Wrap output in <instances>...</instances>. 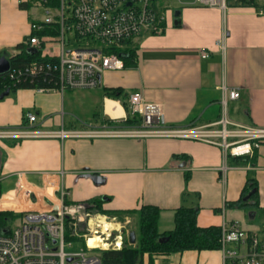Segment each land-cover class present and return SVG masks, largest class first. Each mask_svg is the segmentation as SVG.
<instances>
[{
    "label": "crops",
    "instance_id": "crops-1",
    "mask_svg": "<svg viewBox=\"0 0 264 264\" xmlns=\"http://www.w3.org/2000/svg\"><path fill=\"white\" fill-rule=\"evenodd\" d=\"M161 11L166 15L164 31L145 33L132 43L135 65L104 71L96 90H10L0 99V128L101 129L107 122L127 119L122 99L128 102L132 93L159 105L167 126H201L220 118L221 101L230 90L240 92L238 100L228 102L230 119L264 128V17L245 6L231 4L222 10L188 0ZM34 19L19 0H0V57L10 60L20 53L17 46L28 40ZM202 51L209 57L202 58ZM111 91L121 97L110 96ZM108 101L120 106V116L108 113ZM28 114L36 116L33 125ZM257 154L255 160L226 159L219 146L171 137L2 139L0 203L44 208L62 183L69 192L68 201L98 203L99 210L121 213L145 205L160 208L161 233L173 230L175 211L182 206L199 208V227L222 228L238 221L253 231L264 227V147ZM20 180L48 198L14 204ZM249 180L256 183L255 201L251 193L244 195ZM240 199L249 205L238 206ZM125 219L133 221L129 234L135 232L136 217L119 220ZM223 263L221 248L152 256L111 251L102 256V264Z\"/></svg>",
    "mask_w": 264,
    "mask_h": 264
},
{
    "label": "built area",
    "instance_id": "built-area-1",
    "mask_svg": "<svg viewBox=\"0 0 264 264\" xmlns=\"http://www.w3.org/2000/svg\"><path fill=\"white\" fill-rule=\"evenodd\" d=\"M68 1V2H67ZM20 4L42 8L44 17L34 19L27 47H34L46 61H33L24 67H11L3 75L10 85L36 84L38 91L96 90L101 86L99 75L104 71L122 70L124 60L112 48H124L145 33L160 34L165 29L166 15L156 6L157 0H19ZM235 4L252 8L264 17V0H194V5L218 7L226 10ZM70 10L66 16L67 8ZM55 30L57 34H42ZM73 32L75 39H87L99 43V47L69 49L65 32ZM217 44H222L219 40ZM132 46V44H131ZM202 58L209 53L201 52ZM42 73H54L53 87H38ZM35 82V83H34ZM240 98L238 90L225 91L221 101L220 118L207 125L171 127L162 122L163 112L159 105L145 101L140 93L128 98L134 115L141 118L136 124L125 121H110L101 129L44 132L35 127L0 128V140H23L29 138L68 137H171L191 139L219 146L224 156L251 159L258 158L264 147V128L234 122L228 115V102ZM33 125L36 116L28 114ZM226 166L223 170L226 171ZM21 179V178H20ZM53 199L41 190L18 183L14 204L48 198L44 208L21 209L0 203V264H102L106 252H120L128 240L124 222L99 211L94 203L70 202L69 192L62 183L56 187ZM1 202V201H0ZM12 217V218H11ZM14 223L10 225L11 220ZM99 241L90 246L91 238ZM82 242L85 249L68 253L66 245ZM223 264H264V227L247 231L240 222L232 221L221 228ZM97 251L98 253H94ZM71 259L69 262L68 260Z\"/></svg>",
    "mask_w": 264,
    "mask_h": 264
},
{
    "label": "trees",
    "instance_id": "trees-1",
    "mask_svg": "<svg viewBox=\"0 0 264 264\" xmlns=\"http://www.w3.org/2000/svg\"><path fill=\"white\" fill-rule=\"evenodd\" d=\"M23 8L30 10L32 5L21 4ZM42 34L55 35V30H45ZM132 42L125 44L124 48H112L107 53L117 54L124 60V66L135 65V49H132ZM26 41L17 46L20 49V53L10 58L12 67H24L29 65L33 61H46L40 54L30 55L26 52ZM56 75L54 73H42L39 77L40 84L38 87H53L55 83ZM35 83V82H34ZM35 89L36 84L26 83L18 85L16 87L10 85L8 81L4 79V76H0V93L6 90L14 89ZM118 91H111L108 93L110 96L120 98L121 93L117 95ZM123 105L128 111L127 124H136L141 121V118L134 115L130 109L129 102L122 99ZM238 159V158H235ZM249 180L250 186L244 190V195L251 193V200H256L258 190L256 183ZM96 207L98 203H94ZM240 207H246L249 204L244 203L243 199L237 202ZM254 207L258 206V203L253 204ZM104 214L115 215L119 219L128 217H136V229L137 239L134 244H131L128 240L124 243L122 251L138 252L142 255H172L176 253H183L185 251H205V250H219L221 248V228L217 226L199 227L197 224V217L199 213L198 207H180L175 211V226L173 230L161 233L158 230V219L161 213V209L156 206L145 205L139 210L125 211V212H108L102 211ZM264 216V211H263ZM111 252V251H110ZM118 253V252H113Z\"/></svg>",
    "mask_w": 264,
    "mask_h": 264
},
{
    "label": "rangeland",
    "instance_id": "rangeland-1",
    "mask_svg": "<svg viewBox=\"0 0 264 264\" xmlns=\"http://www.w3.org/2000/svg\"><path fill=\"white\" fill-rule=\"evenodd\" d=\"M185 1H187V0H157L156 6L158 7V9H162V10L174 9V8L179 7L182 4V2H185ZM188 1H194V0H188ZM68 9H69V7L67 8V13H66L67 17H69L70 10H71V9L70 10H68ZM30 15L33 17H36L38 19H42L44 17V11L42 8H37V9L31 8L30 9ZM65 40H66L67 47L69 49H72V48H88V47L94 48V47H99V45H100L97 42H92V41H89L87 39H82V38L75 39L73 32L67 31V30L65 32ZM97 209H98V207H97ZM99 211L102 212L103 210L100 209ZM11 218H10V220H11ZM120 221H122V220H120ZM13 224L14 223L11 220L10 225H13ZM132 226H133V221H132V223H130L126 227V229L129 231ZM82 249H85L84 243L77 242V241H73L71 246H69L67 244L65 247V250L68 253L79 252ZM93 252L98 253L97 251H93Z\"/></svg>",
    "mask_w": 264,
    "mask_h": 264
},
{
    "label": "water",
    "instance_id": "water-1",
    "mask_svg": "<svg viewBox=\"0 0 264 264\" xmlns=\"http://www.w3.org/2000/svg\"><path fill=\"white\" fill-rule=\"evenodd\" d=\"M27 53L30 55H34L37 53V50L34 47H29L27 49ZM10 68H11L10 60L6 56L0 57V76L5 75L10 70ZM99 78H100V75H99ZM9 93H10V90H6L4 93H2L0 95V99L9 95ZM129 242L131 244H134L136 242V233L135 232H131L129 234ZM68 261L70 262L71 259H69Z\"/></svg>",
    "mask_w": 264,
    "mask_h": 264
},
{
    "label": "bare ground",
    "instance_id": "bare-ground-1",
    "mask_svg": "<svg viewBox=\"0 0 264 264\" xmlns=\"http://www.w3.org/2000/svg\"><path fill=\"white\" fill-rule=\"evenodd\" d=\"M115 105L117 106V109H114ZM107 111L113 117L120 116V114L122 113L120 106L117 103L113 102V101H108ZM97 241H99V240L96 237L95 238H91L90 242H89V245L90 246H94Z\"/></svg>",
    "mask_w": 264,
    "mask_h": 264
}]
</instances>
